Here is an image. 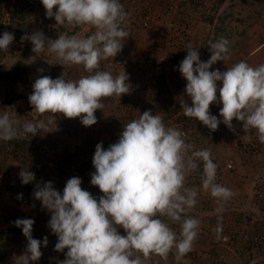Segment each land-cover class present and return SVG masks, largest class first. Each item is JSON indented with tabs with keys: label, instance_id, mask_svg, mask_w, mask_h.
<instances>
[{
	"label": "clouds",
	"instance_id": "9594fccd",
	"mask_svg": "<svg viewBox=\"0 0 264 264\" xmlns=\"http://www.w3.org/2000/svg\"><path fill=\"white\" fill-rule=\"evenodd\" d=\"M41 3L46 18L54 19L56 25L83 28L91 33H58L56 39H51L42 30H34L22 35L21 42L31 43L35 54L32 58L46 52L63 68L83 66L89 75L69 79L64 71L56 79L47 75L37 78L29 103L39 114L52 116L46 122L28 121L20 126L8 112L0 114L3 141L48 133L53 131V125L55 130L56 114L67 119L80 118L83 126H93L98 122L96 111L105 107V98L121 97L132 90L124 70L113 75L102 70L104 65L101 67L102 61L113 60L121 52L123 42L130 36L126 30L128 14L120 0ZM14 39V34L4 32L0 51L8 52ZM186 47L187 55L178 70L186 80L187 99H179L181 108L173 115V124L194 118L213 132L222 123L235 133V120L243 125L244 132L255 130L259 142L264 144V63L253 67L242 60L223 72L210 70L217 62L230 59L228 39L209 41L210 51L194 48L191 42ZM198 49L209 53L206 62L201 61ZM214 104L221 105L220 110ZM210 107L219 111L220 118L212 115ZM180 109L183 119L176 117ZM172 125L166 126L160 114L148 110L124 124L118 141L107 149L102 142L98 143L92 160L95 172L90 181L103 194L98 198L81 187L79 177L70 178L62 193L50 181L36 185L34 199L50 213L48 227L57 237L55 251L65 253V259L58 264H150L153 257L167 261L170 253L179 264L198 239L201 220L189 212L199 203L201 190L215 199L218 223L214 232L217 239L221 238V214L235 192L217 182L218 166L213 161L212 149H194L193 144L186 142L185 133ZM201 163L200 186L189 187L188 177L200 169ZM19 175L25 185L35 180L28 169ZM12 187L11 181L0 183L2 211H11L12 201L22 199L7 194ZM14 223L27 240L16 264H34L41 259V247H47L48 238H33V219H17ZM172 225H178V231ZM119 229H123V235ZM13 241L17 240L8 239L9 244ZM13 252L6 264H11L19 251Z\"/></svg>",
	"mask_w": 264,
	"mask_h": 264
},
{
	"label": "rangeland",
	"instance_id": "374dc122",
	"mask_svg": "<svg viewBox=\"0 0 264 264\" xmlns=\"http://www.w3.org/2000/svg\"><path fill=\"white\" fill-rule=\"evenodd\" d=\"M128 1L127 4L124 3V5L127 6L129 11H126L125 9L124 10L128 14L126 30L130 32V36L123 42L121 52L118 53L115 58H113L112 62H106L105 66L109 69L115 68L118 70H123L125 67H127L126 69L128 70L131 68H136L142 73L140 78H142L143 82L146 81V75L144 73H150V81L148 87L145 90L146 93L142 92L144 95L142 102L138 98L140 103L139 106H137L132 98L130 100L128 97L125 98V96L121 98L116 96L105 98L104 100H107L104 102L106 113L103 114L101 110L100 112L99 110L96 111L97 114H95V116L97 117L98 122L93 126L87 127V134H85V131H82L78 119H73L74 121H70L63 116L54 117V119L57 120L55 130V126L53 125L51 126V130L53 131L48 133L41 132L35 136H31V138L35 140L32 145L33 155H30V159L33 160L35 158L34 154L42 152V160V158L46 156L49 147V150H51V147H61V149L65 150L69 154H76L80 152L83 153L85 150L88 151L92 145L96 146L101 142L103 145L110 144V142L113 141L115 134H121L124 124L130 122L132 119L138 118L140 114L148 110L152 111L153 114L158 113L161 116L166 114L168 118L164 120V123L166 126L171 127L174 121V114L170 112L171 109L174 107L177 109L181 108L179 103V99L181 97L187 99L184 93L186 80L180 76L181 74L178 70L179 67L175 68L173 63L171 64L168 57L169 54L173 53L174 51L166 48V41L164 42V37H160L161 41L158 40V34L162 30L161 28L166 29L168 23L171 21H174L176 26L178 25V28L180 23L185 26L181 34L186 39V45L191 42L194 48L206 47L207 50H209V41H212L214 38L213 35L215 32V26L207 24L203 18L209 14L213 15L215 18H221L230 12L235 13L243 7L246 11L241 15H250L252 16L251 20H246V22L242 25L236 23L227 25L226 31L230 37L229 41L231 46L230 59L225 62H217V64L213 65V68L210 70L219 69L221 72H223L227 70V67H231L233 64L242 60L246 61L253 67L264 63V0H255L256 2L252 3V5H250V1L253 0H236L234 2L230 0H135V3H133V0H130L129 2ZM136 5L140 6L142 9L134 11L133 7ZM5 11L6 10L4 9V6L1 5L0 26L7 24L8 16L3 14ZM258 11L260 12V15H258ZM147 15L151 18L154 17L155 23L151 24L149 29H138L136 31L133 30V23L136 21V19L145 17ZM38 26H40V24L37 22L33 29H38ZM44 27L45 30L43 32L51 39H56L58 33H65L67 35H73L76 33V28L67 25H56L54 19H51ZM19 29L29 32L27 27H20ZM243 30L246 31L244 35L241 34ZM176 34H178V31ZM260 35L263 36L262 40ZM152 41L156 42L152 44ZM30 47L32 48V45ZM178 54L180 53L178 52ZM34 55L35 54L32 52V56L28 59V64L30 65L33 73L29 76L28 81L26 82L28 87H26V85L24 86V89L27 88L30 90L29 92H31L26 97V100H28L29 95L32 94V85L41 75H47L52 79H56L59 78L60 75L65 71L68 74V78L70 79H79L82 76H86L83 74V71H81L83 66H69L63 68V66L57 64V61L53 55H49L45 52L32 58ZM161 59H164L165 63L161 64V66H163L162 68L157 69L156 67L158 66ZM10 60L11 59L7 57L2 62H0V64L9 66ZM123 60H125L126 64L121 63ZM152 65H154L159 73H161V75L164 77L165 84L169 88L171 87V78L174 81L178 80L180 86L182 87L180 92L171 91L172 94L170 96H164L161 94L159 99L163 101V104L161 103L160 106L154 104L150 100V96L152 95L150 91V85L152 81V72H150V66ZM144 66L146 67V71L143 68ZM38 69H44L43 73L38 72ZM176 75L180 78H176ZM5 97L6 96L3 86L0 83V102H2ZM146 100H149L152 105L149 103L147 104ZM165 100L166 102H164ZM20 101L23 102V100ZM23 105L21 107L25 109L28 119H14L17 120L19 124L23 125L28 121L36 123L40 120H44L46 122L45 119L48 120V118L52 116L50 113L41 115L34 109H27L26 107L30 105L29 100L25 101V104ZM210 111L212 115L220 118L219 112L215 111L212 107H210ZM2 113L3 112L0 111V114ZM12 115L15 116L14 113ZM188 125L191 126V131H193L194 139H192L191 143L193 144L194 149L210 147L212 149L213 161L217 164L218 169L224 168L227 163L233 161L232 165L234 168L229 170L230 172L225 171L224 175L221 174V182L225 184L226 187L232 189L235 192V196L227 203L225 208V211L227 210L226 212L228 214L226 219L230 218L229 220H234V218H236L237 208H239V206L236 205V202L241 199L240 197H244L250 192H258L253 184L257 178H260V180L262 179V181H264V148H262L263 150L256 152L248 149H239L238 139H243L242 136L244 130H240L241 123L235 120L233 121V125L236 129L235 133L221 123L218 129L214 131L218 133V136H215L216 133L211 130L210 136H204L200 132V129L203 125L199 122L194 123L189 121ZM82 132L83 135H81ZM249 132L251 133L250 135H252V140L258 144H261L257 138L255 130H251ZM83 137L85 139H83ZM86 137L88 138L87 140ZM223 137L226 138L227 145L221 142ZM251 151L253 155L250 154ZM1 160H3L2 157ZM23 164H25L24 168H22ZM3 165L8 167V174L11 177V180L9 181H11V185H13L12 189L8 188L10 191H8L7 194L11 195L12 197H16L21 185V178L19 174L23 169H29L30 165L24 158L20 157L14 159L8 156H6L5 161H3ZM30 172L34 173V176H40L39 180L43 183L49 181L52 182L56 186V189L61 193L63 192L66 182L71 178L59 172L46 170L45 168L42 172H38V169L35 167L32 168ZM200 181L201 176L196 177V172H194L192 178H190V176L188 177L187 185L189 187H193V185L195 186L194 183L196 182L199 187L201 183ZM15 190L16 192L14 193ZM200 195L206 196L205 198L207 199L210 196V194L204 193L202 190L200 191ZM38 203L41 205L40 201H38ZM215 208L211 210L209 214V212L205 210L204 206L200 207V214H198L200 216L197 218L201 220V226L204 228L207 227V222H210L212 217L211 215L214 216V213H216ZM41 211H43L44 214L46 213L47 215H50V213L46 209H43L42 206ZM0 212L2 213L4 211L0 210ZM201 213L204 216H202ZM50 218L51 217L49 216L48 219ZM121 234L123 235L124 232L122 231ZM54 238L56 239L54 240ZM56 240L57 237H52L48 242L49 245L50 242L53 244ZM206 242L207 239H205L204 236H198L197 242L194 244V247L198 250L193 252V255L190 254L189 257L183 259L180 264L242 263L241 259L243 260L244 256H241L239 251H235L238 258L235 257L233 252L228 253V255L218 254V252L214 250L207 249L206 247L208 244H206ZM16 245L17 241L12 242L11 244L12 250H14V252L16 251ZM48 250L49 247L41 249L43 253L42 258H46L45 251ZM19 253L20 252H17L15 259L20 256L18 255ZM260 255L262 258L259 263L264 259V252L260 253ZM260 264H264V262H261Z\"/></svg>",
	"mask_w": 264,
	"mask_h": 264
},
{
	"label": "trees",
	"instance_id": "16d2710c",
	"mask_svg": "<svg viewBox=\"0 0 264 264\" xmlns=\"http://www.w3.org/2000/svg\"><path fill=\"white\" fill-rule=\"evenodd\" d=\"M125 1L126 0H120L124 9L126 11H129L127 6L124 5V3L127 4L128 0L126 2ZM230 1L234 2L236 0H230ZM250 2H251L250 5H252V3H255L256 1L253 0ZM133 3H135V0H133ZM1 5L4 6V9L6 10L5 13L3 14H5L8 17H7V24L0 26V37H2L4 32H9V33L14 34L15 39L13 43L9 46L8 52L0 51V62H2L7 57L11 59L9 66L0 64V83L3 86L5 96H6L5 99L2 102H0V111L3 113L8 112L12 119H21V118L28 119L25 109H23L21 106L25 104V101H28L26 100V97L28 96L29 93H31L29 92L30 91L29 89L27 88L24 89V86L26 85V82L28 81L29 76L33 73L30 65L28 64V59L32 56V51L30 47L31 46L30 42L28 41L21 42V36L24 35L27 31L25 32L19 28L27 27V29H29V32L27 33H31L32 31L38 30V29L44 31L45 30L44 26L47 23H49L51 19L46 18L45 9L41 3V0H0V6ZM133 9L134 11H138V10H141L142 8L136 5L133 7ZM245 11H246L245 8L242 7L235 13L230 12L221 18L220 17L215 18L213 15H210V14L205 16V18H203L204 21L211 26H215L214 27L215 32L213 35L214 38L212 39V41L215 42L220 37H224L230 40L229 39L230 37L226 31L227 25H230L233 23L242 25L246 22V20H251L252 16L250 15L242 16L241 15ZM258 15H260L259 11H258ZM37 22L40 24V26H38V29H33V27L35 26ZM133 24H134L133 30H138V29L145 30L146 29L143 26H141L140 18L136 19V21ZM222 26L225 28H223ZM76 32H80L82 35H89L91 33L90 30L85 32L83 28H76ZM245 32L246 31L243 30L241 34L244 35ZM260 38L262 40L263 36H261ZM201 48L204 51H208L206 47H201ZM168 57H169L171 64L173 63L175 68H178L180 62L184 59V57L181 54H178L177 52L170 53ZM105 63L106 61H102L101 67ZM150 70H151L150 72H152V81L150 85V91L152 95L150 96V100L154 104L158 106H160L161 103L163 104V101L159 99V96L161 94H163L164 96H170L172 94L171 91H176V92L181 91L182 87L180 86L178 80L174 81L171 78L170 80L171 87L169 88L165 84L164 77L161 75V73H159V71L155 68L154 65L150 66ZM81 71H83V74L89 75V73L85 72L83 68ZM176 78H180V77L176 75ZM20 100H23V102H21ZM164 102H166V100ZM215 106L217 107V105ZM26 108L29 110L34 109L33 106L31 105L27 106ZM170 112L172 114H175L177 112V108L174 107L173 109H171ZM13 113L15 114V116L12 115ZM56 116H58V114H56L55 117ZM162 118L163 120H166L168 116L166 114L165 115L163 114ZM179 120L181 119H177V121ZM190 122L197 123L198 121L195 120L194 118H191ZM19 125L22 126V124H19ZM195 132H199V131H195ZM200 132L204 136H207V135L210 136V133H211L210 130L206 129L205 126H202V128L200 129ZM31 136H32L31 134H28L23 139H13L10 141L0 140V176L1 177H3L9 172L8 167L3 165V161H5L6 156L12 157L14 159L20 158V157L24 158L30 165V168L28 169V171H31V169L35 167L38 169V172H42L44 170L45 165L41 161L42 152L38 154H34L35 158L33 160L30 159V155H33L32 145L34 143V139H32ZM215 136H218V133H216ZM119 137H120V133L115 134L114 139L113 141L110 142V144L116 143ZM192 138L194 139V137ZM221 142L227 145L226 138L223 137L221 139ZM110 144H104L103 146L104 148L107 149ZM252 151L250 152V154L253 155ZM1 157L3 158V160H1ZM83 166L85 168H89L90 164H84ZM24 167H25V164L22 165V168ZM202 167L203 165L201 163L200 169L196 171V177L201 176ZM94 172H95V169H94ZM193 175L194 173L190 175V178H192ZM39 177L38 175H36L35 180L33 182H30L27 185L22 184V181H21L20 189L17 192L18 195L14 199H18V197L22 196L25 198H31L35 200L34 190L36 188V185L43 183L42 181L39 180ZM194 184L196 187H198V184H196V182ZM53 186L56 188L54 184ZM5 190H7V188H5ZM1 193L2 192H0V198L2 195ZM205 197L206 196L199 194V197H198L199 203L193 210L189 212V215L195 216V217L200 216L198 214H200L199 210H200V207L202 206H204L205 210L209 212L210 214L211 210H213L216 206V203L214 201L215 199L211 196H209L208 199ZM240 198L241 199L238 202H236V205L239 206V208H237L236 218H234V220H229L230 218L226 219V217L228 216L226 212L227 210L221 214L222 221H220V223L222 224V228H224L226 224L241 223L245 226V228L251 229V231H253L254 233H260V231L264 229V201L262 200L261 196L259 195L257 191L250 192L244 197H240ZM36 201L38 202V200ZM40 209H41V205H40ZM10 213L11 211H9V214ZM41 213H42V218L44 222L49 223L50 219H48V217L50 215H47L46 213L44 214L43 211H41ZM201 215L204 216L202 213ZM211 216L212 217L210 219V222H207L208 224L207 226L215 228L218 223L217 214L214 213V216L213 215ZM172 226L174 229L178 231V225H172ZM14 229L16 230L19 228L14 226ZM119 231L120 233H122L123 229H119ZM32 236L33 238H37L35 234L33 233H32ZM52 237H56V236L52 233L50 239ZM55 239L56 238H54V240ZM56 243H57V240L53 244H51L50 242L49 250L45 251L46 257L49 258L52 256V257H56L57 261H62L65 259V253L55 251ZM230 248L236 258H238V256L235 253V251H239L241 256L242 255L244 256V259L243 260L241 259L242 263L238 262L237 264H260L261 262L262 263L264 262V259H263L259 263V261L262 258L260 253H263L264 250L251 248L250 245L243 240H239L235 244H231ZM66 251L67 249H65V252ZM214 251L218 252V254L228 255V251H225L220 248H216V250ZM11 253H12L11 244H9L7 237H5L2 233H0V264H6L5 262L9 258ZM190 254L193 255V252H190L189 254H187L183 259H186V257H189ZM171 258H172L171 264H177V262L174 259V256H172ZM257 260H258V263H257ZM181 262H179V264ZM159 263L160 262L157 260V257H153L152 261L150 262V264H159Z\"/></svg>",
	"mask_w": 264,
	"mask_h": 264
},
{
	"label": "built area",
	"instance_id": "2783aa9c",
	"mask_svg": "<svg viewBox=\"0 0 264 264\" xmlns=\"http://www.w3.org/2000/svg\"><path fill=\"white\" fill-rule=\"evenodd\" d=\"M141 19V26L144 28H148L151 26V24L155 23L154 17L151 18L148 15L145 17L140 18ZM177 23V22H176ZM185 26L182 25V23L176 26L174 21H171L168 23L166 29L161 28L162 30L158 34V40L161 41L160 37H164V42L166 41V48L174 51L179 52L184 58L187 55V45H186V39L181 34L184 30ZM178 31V34L176 32ZM156 41H152V44H154ZM199 56L201 61L206 62L210 55L207 52H202L198 49ZM165 63V60L161 59L159 61L157 69L162 68L161 64ZM28 87V85H26ZM217 105V104H214ZM221 105H217V108L220 110ZM62 115L58 114V117ZM176 117L184 118V114L181 111V109L176 114ZM188 119V117H186ZM172 127H178L179 130H181L183 133H185L186 142L191 143L192 142V135H191V127L188 125V121H179L177 123H174ZM90 129V128H89ZM251 133L244 132L242 138L238 139V146L239 149H248V150H254L261 151L264 148V144H258L254 140H252ZM88 138H86L87 140ZM192 144V143H191ZM50 148V147H49ZM46 153V156L42 158V163L45 165V169L52 171V172H59L63 175L69 176V177H79L82 180L81 187L84 190H87L93 194L95 197H99L103 195L98 187L91 185V174L94 172L93 164L91 163L93 160V156L95 153L96 146L92 145L88 151H84L83 153H76V154H69L65 150L61 149V147H51V150H49ZM87 152V153H86ZM233 161H230L225 165L224 168L218 169L217 172V182L226 186L221 182V174L224 175L225 171L232 170L234 167L232 165ZM84 164H90L89 168H85ZM230 172V171H229ZM11 180L10 175L6 174L3 177L0 176V183L2 182H8ZM264 180V179H263ZM201 182V181H200ZM254 187L258 190L259 195L261 196L262 200L264 201V181L260 178H257V180L253 183ZM34 205V206H33ZM10 210L11 213L9 214V210H5L4 212H0V233H2L5 237L10 239H16L17 245L15 247L16 251H19L22 255L24 253V250L27 246V240L25 236L22 233V229H14L15 221L17 219H33L34 225H33V234L38 239L43 241V238L47 236L48 241L51 237V230L48 227V222H44L42 218V213L40 209V205L36 200H33L31 198H25L22 197V199H18L16 201H12L10 204ZM213 227L207 226L203 227L200 226L199 235L198 236H204L205 239H207L206 244L208 246L207 249L210 250H216V248L223 249L225 251H228V253L231 251V244H235L239 240H243L247 242L251 248L255 249H262L264 250V229L260 231V233H254L249 228H245V226L241 223L237 224H226L224 226L221 238H216V233L214 232ZM197 240L195 241V243ZM194 243V244H195ZM50 247L49 243L47 247H41V249ZM198 249H196L193 246V250L191 252H196ZM173 254H169L168 260L164 261L157 257V260L160 262L159 264H171ZM34 264H58V261L56 257H44L34 262Z\"/></svg>",
	"mask_w": 264,
	"mask_h": 264
},
{
	"label": "crops",
	"instance_id": "0c3cea01",
	"mask_svg": "<svg viewBox=\"0 0 264 264\" xmlns=\"http://www.w3.org/2000/svg\"><path fill=\"white\" fill-rule=\"evenodd\" d=\"M136 31V30H135ZM112 62L113 60H111V58L109 59V60H107L106 62ZM125 62V60H123V62L121 61V63L122 64H126V62ZM117 63H119V62H117ZM106 64V63H105ZM105 64H104V66H103V68H102V70H107V71H111L112 73H113V75H116V74H119L120 72H122L123 70L126 72V74H128L129 75V83L132 85V90H131V93L130 94H126V95H123V96H121V97H124L125 96V98H129L130 100H131V98H132V100L135 102V104L137 105V106H139V103H140V100H141V102H142V100H143V94H142V92L144 93H146V88L148 87V84H149V81H150V73H144L145 75H146V81L145 82H143L142 81V78H140L141 76H142V73L141 72H139L136 68L135 69H133V68H131V69H126L127 67H125L123 70L121 69V70H118V69H115V68H113V69H109V68H107L106 66H105ZM80 67H82V66H80ZM144 68V70L146 71V67L144 66L143 67ZM120 97V98H121ZM140 100H139V99ZM145 100V99H144ZM105 101H103V103H104ZM146 102H147V104L149 103L150 105H152V103H150L149 102V100H146ZM99 112H100V110H99ZM98 112V113H99ZM102 112H103V114L104 113H106V110H105V108L102 110ZM95 114H97V112L95 113ZM76 119H78L79 120V124L81 125V129H82V131H85V134H87V127H85V126H83L81 123H80V118H75V120ZM46 121H47V119H45ZM70 121H74L73 119H69ZM240 130H243V125L241 124V128H240ZM81 135H83V132L81 133ZM86 136V135H85ZM45 137H47V136H45ZM70 137V136H69ZM87 138V137H86ZM46 139V138H45ZM83 139H85L84 137H83ZM35 140V139H34ZM68 140V139H67ZM15 257L16 256H13L12 258H13V260H11V264H16V259H15ZM10 259V258H9ZM8 259V260H9Z\"/></svg>",
	"mask_w": 264,
	"mask_h": 264
}]
</instances>
